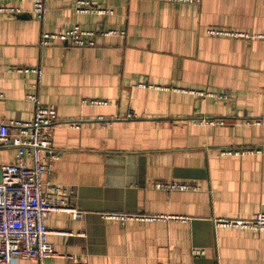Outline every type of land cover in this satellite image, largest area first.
Wrapping results in <instances>:
<instances>
[{
    "label": "crops",
    "instance_id": "1",
    "mask_svg": "<svg viewBox=\"0 0 264 264\" xmlns=\"http://www.w3.org/2000/svg\"><path fill=\"white\" fill-rule=\"evenodd\" d=\"M86 1L106 14L46 0L40 20L34 0H0V121H31L30 94L56 109L44 157L58 159L43 182L68 187L69 207L84 214L48 218L61 256L42 264H264V232L214 222L264 211V0ZM75 26L115 33L94 47L42 46L44 33ZM15 154L0 145V167ZM171 182L198 190L154 187ZM107 214L187 220L121 224Z\"/></svg>",
    "mask_w": 264,
    "mask_h": 264
},
{
    "label": "built area",
    "instance_id": "2",
    "mask_svg": "<svg viewBox=\"0 0 264 264\" xmlns=\"http://www.w3.org/2000/svg\"><path fill=\"white\" fill-rule=\"evenodd\" d=\"M5 12L6 10H1ZM76 11L84 14H106L107 11L94 7L86 0H77ZM15 12V11H12ZM34 14L43 20L46 14V0H34ZM114 31L84 30L75 26L65 32L42 36V46L53 43H65L73 47H94L98 36L113 35ZM213 36L245 37L223 31H211ZM259 38H264L259 36ZM13 72L36 74L41 76L39 69H13ZM1 73V70H0ZM204 95V93H199ZM205 96L219 100H228L227 94L209 93ZM28 100L35 102L36 109L31 121H0V145L15 148V163L0 167V264H13L17 259H31L42 264L46 259L58 255L49 242L52 231L47 220L52 214L68 213L75 220L83 219L81 211L68 205L71 195L68 187L45 185L43 177L49 173L57 155L45 158L53 146V130L58 123L55 108L40 103L37 96L30 94ZM92 104L107 105L106 101H93ZM201 123L208 125H224V121L203 119ZM257 124L264 125V121ZM239 150L228 152L227 155H245ZM31 160L30 163L27 160ZM167 191H197L198 188L188 183L171 182L154 185ZM106 220L125 224L130 221H186L183 217L173 216H133L107 214ZM217 228H228L241 231L264 232V211L249 219H216ZM195 255H204L203 251H195Z\"/></svg>",
    "mask_w": 264,
    "mask_h": 264
},
{
    "label": "rangeland",
    "instance_id": "3",
    "mask_svg": "<svg viewBox=\"0 0 264 264\" xmlns=\"http://www.w3.org/2000/svg\"><path fill=\"white\" fill-rule=\"evenodd\" d=\"M211 120H217V119H211ZM219 121V120H218Z\"/></svg>",
    "mask_w": 264,
    "mask_h": 264
}]
</instances>
